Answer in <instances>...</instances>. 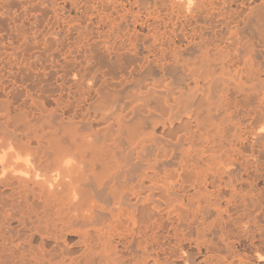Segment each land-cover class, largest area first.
<instances>
[{
  "label": "bare ground",
  "instance_id": "1",
  "mask_svg": "<svg viewBox=\"0 0 264 264\" xmlns=\"http://www.w3.org/2000/svg\"><path fill=\"white\" fill-rule=\"evenodd\" d=\"M0 264H264V0H0Z\"/></svg>",
  "mask_w": 264,
  "mask_h": 264
}]
</instances>
